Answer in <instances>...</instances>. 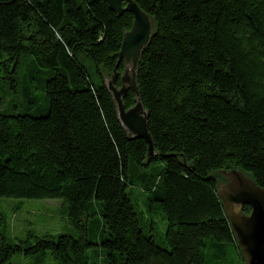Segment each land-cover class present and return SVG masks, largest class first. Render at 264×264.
Segmentation results:
<instances>
[{"label": "trees", "instance_id": "obj_1", "mask_svg": "<svg viewBox=\"0 0 264 264\" xmlns=\"http://www.w3.org/2000/svg\"><path fill=\"white\" fill-rule=\"evenodd\" d=\"M134 1L153 25L137 71L151 160L107 88L134 16L106 0H0V199L61 201L72 228L0 234V264H246L218 193L231 170L264 189V0ZM131 188L163 215L164 245Z\"/></svg>", "mask_w": 264, "mask_h": 264}, {"label": "water", "instance_id": "obj_2", "mask_svg": "<svg viewBox=\"0 0 264 264\" xmlns=\"http://www.w3.org/2000/svg\"><path fill=\"white\" fill-rule=\"evenodd\" d=\"M117 15L127 12L134 16L133 26L126 32L119 53V63L125 62V70H117L107 82V88L116 104L119 119L130 139H142L148 145V159L155 157V146L149 132V115L145 110L137 83L138 65L144 50L150 44L153 25L149 16L134 0H106ZM121 86H118V81ZM129 92L136 96L135 105L127 109L124 99ZM230 185L219 189L227 218L236 235L246 264H264V189L238 170L223 172ZM251 209L250 215L244 208Z\"/></svg>", "mask_w": 264, "mask_h": 264}, {"label": "rangeland", "instance_id": "obj_3", "mask_svg": "<svg viewBox=\"0 0 264 264\" xmlns=\"http://www.w3.org/2000/svg\"><path fill=\"white\" fill-rule=\"evenodd\" d=\"M27 59L23 58L19 67V87L23 85L25 74L27 72ZM90 64V62H89ZM108 81V80H107ZM12 92H10L11 94ZM15 104L22 103L21 93L11 95ZM220 182L222 180L220 179ZM224 184V182L222 183ZM129 196L137 206L142 216L144 228L149 229L150 224H154L156 239L159 245H164L167 232V223L163 221V215L158 211L149 208L147 202L149 194L143 193L140 189H129ZM62 202L57 200L29 201L18 199H0V234L9 239L23 238L29 230L35 231L39 235L46 233L60 234L71 233L72 228L68 225L60 214ZM92 263L98 260L92 252H89ZM14 264H29L30 261L25 258H14ZM47 264H55L53 260ZM208 264H215L213 260ZM223 264H240L235 254L231 252L227 255Z\"/></svg>", "mask_w": 264, "mask_h": 264}, {"label": "flooded vegetation", "instance_id": "obj_4", "mask_svg": "<svg viewBox=\"0 0 264 264\" xmlns=\"http://www.w3.org/2000/svg\"><path fill=\"white\" fill-rule=\"evenodd\" d=\"M221 180H222V182L219 183V189H223V188L228 187L230 185V182L226 177L223 176ZM223 182H224V184H222ZM248 215H250V214H248Z\"/></svg>", "mask_w": 264, "mask_h": 264}]
</instances>
